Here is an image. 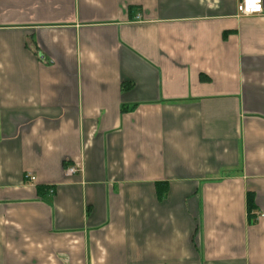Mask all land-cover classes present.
Here are the masks:
<instances>
[{
    "label": "crops",
    "instance_id": "1",
    "mask_svg": "<svg viewBox=\"0 0 264 264\" xmlns=\"http://www.w3.org/2000/svg\"><path fill=\"white\" fill-rule=\"evenodd\" d=\"M239 1L0 0V264H264Z\"/></svg>",
    "mask_w": 264,
    "mask_h": 264
},
{
    "label": "built area",
    "instance_id": "2",
    "mask_svg": "<svg viewBox=\"0 0 264 264\" xmlns=\"http://www.w3.org/2000/svg\"><path fill=\"white\" fill-rule=\"evenodd\" d=\"M263 0H240L236 6V13L240 17L258 16L263 13ZM80 172L77 168H68L67 175H72ZM27 179L34 181L35 178L30 174L26 176Z\"/></svg>",
    "mask_w": 264,
    "mask_h": 264
},
{
    "label": "trees",
    "instance_id": "3",
    "mask_svg": "<svg viewBox=\"0 0 264 264\" xmlns=\"http://www.w3.org/2000/svg\"><path fill=\"white\" fill-rule=\"evenodd\" d=\"M248 205L247 206H249V208H251V205H252V199H251V197L250 198H248Z\"/></svg>",
    "mask_w": 264,
    "mask_h": 264
}]
</instances>
